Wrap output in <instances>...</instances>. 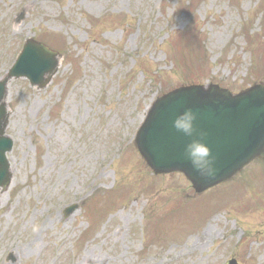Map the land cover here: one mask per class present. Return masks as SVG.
Returning a JSON list of instances; mask_svg holds the SVG:
<instances>
[{"label": "rangeland", "instance_id": "rangeland-1", "mask_svg": "<svg viewBox=\"0 0 264 264\" xmlns=\"http://www.w3.org/2000/svg\"><path fill=\"white\" fill-rule=\"evenodd\" d=\"M28 38L61 59L9 82L0 264H264V159L196 194L133 142L174 87L264 84V0H0V78Z\"/></svg>", "mask_w": 264, "mask_h": 264}, {"label": "water", "instance_id": "water-1", "mask_svg": "<svg viewBox=\"0 0 264 264\" xmlns=\"http://www.w3.org/2000/svg\"><path fill=\"white\" fill-rule=\"evenodd\" d=\"M57 52L28 39L5 77L0 79V186L10 180L5 152L12 146L4 136L7 112L6 86L12 77L25 76L32 85L44 86L55 72ZM191 109L194 125L206 132L204 143L215 157L216 175L207 179L196 173L183 158L188 137L172 127L177 113ZM135 144L155 174L179 171L196 192L212 187L238 172L257 156H264V86L254 85L232 94L217 85H189L176 88L157 98L148 109L136 135ZM75 206H70V212ZM228 264H237L231 259Z\"/></svg>", "mask_w": 264, "mask_h": 264}, {"label": "clouds", "instance_id": "clouds-1", "mask_svg": "<svg viewBox=\"0 0 264 264\" xmlns=\"http://www.w3.org/2000/svg\"><path fill=\"white\" fill-rule=\"evenodd\" d=\"M195 119L196 114L191 109H185L175 115L172 127L189 138L184 145L183 158L200 176L213 179L217 171L215 157L210 155V149L203 142L206 132L195 127Z\"/></svg>", "mask_w": 264, "mask_h": 264}]
</instances>
